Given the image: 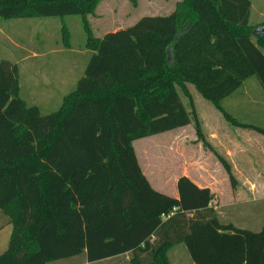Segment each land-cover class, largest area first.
Instances as JSON below:
<instances>
[{
    "label": "trees",
    "instance_id": "trees-1",
    "mask_svg": "<svg viewBox=\"0 0 264 264\" xmlns=\"http://www.w3.org/2000/svg\"><path fill=\"white\" fill-rule=\"evenodd\" d=\"M99 2L0 0L7 19L81 16L92 51L76 88L48 114L19 96V66L0 61V209L12 224L0 264L127 253L129 264H170L177 244L194 264H264V223L252 231L225 222L210 188L187 176L177 181L178 198L159 191L134 147L190 125L192 115L202 137L178 91L191 98L188 84L237 127L264 133L223 106L251 77L264 89V36L254 33L264 23H250L251 0H181L169 15L97 38L87 17Z\"/></svg>",
    "mask_w": 264,
    "mask_h": 264
},
{
    "label": "rangeland",
    "instance_id": "rangeland-1",
    "mask_svg": "<svg viewBox=\"0 0 264 264\" xmlns=\"http://www.w3.org/2000/svg\"><path fill=\"white\" fill-rule=\"evenodd\" d=\"M180 1L137 0L134 4L130 0H100L95 12L87 18L92 35L102 38L108 32L134 25L143 16L169 15ZM251 1L250 23H264V0ZM64 27L70 32L69 40H63ZM87 39L82 18L78 15L63 18L0 17V61L8 60L19 66V96L28 105L38 106L42 114L59 109L64 96L72 92L84 76L92 56ZM188 86L191 98L180 87L178 91L190 112L194 107L202 137L196 132L192 115L191 124L184 128L135 141L137 157L151 185L165 194L177 196L178 179L189 174L196 179L199 177L203 185L213 187L219 196L229 200L236 182L231 183L221 159L232 166V162L237 164L247 155L248 161L264 167V133L236 127L234 121L228 120L204 99L193 85ZM223 106L237 121L264 129V89L256 77L246 80L238 91L224 100ZM248 134L256 135L262 141L252 140ZM247 144L253 147L250 148L253 151L247 152ZM255 197H237L244 202L242 206H251L250 213L226 216L223 220L232 219L239 228L258 231L264 223V196L259 195L258 201H253ZM249 200L251 202L247 203ZM11 234L12 224L0 209V254L7 249ZM177 248L185 254L176 259L173 257L172 264H192L186 246L177 245L172 251ZM95 264H126V261L115 259Z\"/></svg>",
    "mask_w": 264,
    "mask_h": 264
},
{
    "label": "crops",
    "instance_id": "crops-1",
    "mask_svg": "<svg viewBox=\"0 0 264 264\" xmlns=\"http://www.w3.org/2000/svg\"><path fill=\"white\" fill-rule=\"evenodd\" d=\"M252 2V1H251ZM251 18V17H250ZM189 87V86H188ZM237 127V126H236ZM237 129V128H236ZM178 130V129H177ZM252 138V140L257 139L258 141H262L261 139L257 138L256 135L248 134ZM246 136V138H249ZM248 140V139H247ZM249 142V141H248ZM253 142V141H252ZM257 145V143H256ZM248 147V150H251L250 145H246ZM251 148V149H250ZM264 157V155H263ZM232 169L233 174L236 179V189H232V196L229 200H225L223 196H219L218 192L213 189L211 186L203 185V183L200 182L199 177L196 179L192 175H186L189 177L196 185H198L201 188H210L212 193L214 194V200H213V206L216 210H218L219 214L223 219H225L226 216H241L247 213H250L251 206H242L244 202L239 201L237 197L239 196H256L253 201H258L257 196H264V167L260 164H256L253 162L248 161V156L245 155L243 158H241V161L237 164H234L232 162ZM177 184V183H176ZM178 198L177 196H174ZM251 200H249L247 203H250ZM232 221V219H231ZM180 245V244H177ZM177 245H174L167 253L169 263L172 264V258L174 257L176 259L182 256V254H185L183 250H180L179 248L172 249L176 247ZM172 251V252H170ZM171 256V260H170ZM77 257V256H76ZM72 257L66 260H63L62 262H54L55 264H95V263H89L85 260L84 255L80 256L81 258ZM131 254L127 253L118 257H114L108 260H115V259H125L126 264H129ZM106 261V260H104ZM100 262V261H99ZM53 264V263H52ZM192 264H194L192 262Z\"/></svg>",
    "mask_w": 264,
    "mask_h": 264
},
{
    "label": "water",
    "instance_id": "water-1",
    "mask_svg": "<svg viewBox=\"0 0 264 264\" xmlns=\"http://www.w3.org/2000/svg\"><path fill=\"white\" fill-rule=\"evenodd\" d=\"M254 33L255 34H259V35H262L264 36V27H258L254 30ZM168 53H169V60L171 59V56H170V53H171V49L169 48L168 50Z\"/></svg>",
    "mask_w": 264,
    "mask_h": 264
}]
</instances>
